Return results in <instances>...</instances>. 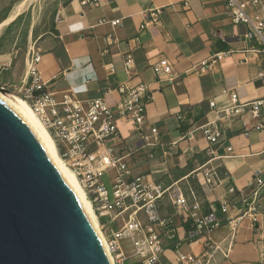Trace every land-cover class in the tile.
Wrapping results in <instances>:
<instances>
[{
	"label": "crops",
	"instance_id": "crops-1",
	"mask_svg": "<svg viewBox=\"0 0 264 264\" xmlns=\"http://www.w3.org/2000/svg\"><path fill=\"white\" fill-rule=\"evenodd\" d=\"M118 18L120 24H110ZM245 30L244 24L232 22L225 0H95L93 5L69 0L57 11L53 29L35 39L25 58L40 53L39 74L57 98L65 92L80 100L101 96L115 107L120 86L148 84L145 129L154 126L159 143L145 147L128 124L119 125L121 143L134 150L132 173L162 186L193 182L200 211L215 212L221 222L188 239L184 212L164 196L158 210L171 219L174 237L161 235L163 250L156 264H179L178 252L201 257L203 264L257 261V235L247 216L239 218L243 203L238 193L250 194L254 177L264 180L261 120L247 108L221 111L232 104L231 93L237 101L264 95V54L253 50L256 44L244 38ZM218 52L221 58L214 59ZM126 53L133 60L129 72L123 64ZM2 57L0 73L13 63ZM202 61L205 66L199 69ZM211 121L217 125L212 143L200 130ZM90 148L103 153L96 143ZM257 198L264 212V188ZM101 221L107 234L119 225L108 227L106 217Z\"/></svg>",
	"mask_w": 264,
	"mask_h": 264
},
{
	"label": "built area",
	"instance_id": "built-area-1",
	"mask_svg": "<svg viewBox=\"0 0 264 264\" xmlns=\"http://www.w3.org/2000/svg\"><path fill=\"white\" fill-rule=\"evenodd\" d=\"M82 4H95V0H80ZM226 8L233 23L246 26L244 38L256 44L253 50L264 54V3L262 0H225ZM121 19L110 21L113 26ZM226 53V52H225ZM222 52L212 54L220 59ZM39 52H32L25 61L24 86L20 96L27 101L35 115L44 124L51 135L59 156L64 160L82 185L93 212L101 225L107 245L116 264H156L163 250L161 235L174 237L172 221L161 216L158 202L164 194L172 200L176 210L184 212L182 217L188 223L187 238L207 234L217 229L221 222L215 212H201L200 203L192 194L188 204L180 186L175 182L169 186L148 182L142 174H133L129 159L134 150L127 149L122 143L119 125L126 123L149 147L159 143L154 126L145 129L146 104L151 100V93L146 83L132 87L120 86L121 99L115 107L107 105L103 97L80 100L70 93H63L60 98L45 88L37 64ZM124 68L129 72L133 66L130 53L123 56ZM204 68L205 61L200 62ZM112 70V68H110ZM154 71L159 68L154 66ZM226 91V90H223ZM232 104L222 113L239 112L247 108L250 114L259 118L258 131L264 133V95L259 98L237 101L236 93L230 94ZM211 106L213 102L210 101ZM203 136L209 142L217 141V125L214 121L200 126ZM192 131L187 135L191 136ZM96 143L103 153L91 149ZM127 149V150H126ZM150 156L151 153L148 152ZM108 175L104 182L102 176ZM209 179V178H208ZM254 189L248 195L239 194L243 207L239 218L247 216L255 229L257 261L264 264V212L258 202V192L264 188V180L254 177ZM229 192L235 193L233 187ZM187 209L185 211L184 209ZM106 217V225L119 223L107 234L101 218ZM117 221V222H116ZM237 223L231 226L235 232ZM125 245L128 249H125ZM179 264H203L201 257L178 252ZM127 261V262H126Z\"/></svg>",
	"mask_w": 264,
	"mask_h": 264
},
{
	"label": "water",
	"instance_id": "water-1",
	"mask_svg": "<svg viewBox=\"0 0 264 264\" xmlns=\"http://www.w3.org/2000/svg\"><path fill=\"white\" fill-rule=\"evenodd\" d=\"M0 264H108L38 125L1 88Z\"/></svg>",
	"mask_w": 264,
	"mask_h": 264
},
{
	"label": "rangeland",
	"instance_id": "rangeland-1",
	"mask_svg": "<svg viewBox=\"0 0 264 264\" xmlns=\"http://www.w3.org/2000/svg\"><path fill=\"white\" fill-rule=\"evenodd\" d=\"M69 0H0V53L13 58L7 70L0 73V84L20 96L25 73V58L35 39L53 29L57 11ZM21 97V96H20ZM104 182L108 175L102 176ZM189 200L191 191L198 194L193 182L178 184ZM165 197L169 198L167 194ZM163 196V197H164ZM192 200V199H191ZM188 204L190 201H188ZM187 211V209H184ZM125 249L128 247L125 245Z\"/></svg>",
	"mask_w": 264,
	"mask_h": 264
},
{
	"label": "bare ground",
	"instance_id": "bare-ground-1",
	"mask_svg": "<svg viewBox=\"0 0 264 264\" xmlns=\"http://www.w3.org/2000/svg\"><path fill=\"white\" fill-rule=\"evenodd\" d=\"M0 88L5 91L6 93H8L9 95H11L13 98H15L28 112L29 114L32 116V118L34 119V121L36 122V124L38 125L49 149L51 150L54 158L56 159V161L58 162V164L60 165L61 169L63 170V172L65 173V175L67 176L83 210L84 213L86 214L91 227L97 237V240L105 254V257L108 261V264H116L113 260L112 254L109 251L108 245H107V241L105 238V235L103 233V230L100 226V223L98 222V219L95 215V213L93 212V209L91 207V203L88 199V197L86 196V193L82 187V185L80 184V182L78 181V179L76 178V176L74 175V173L70 170V168L67 166V164L64 162V160L59 156L57 149L55 147L54 141L51 137V135L49 134L48 130L46 129V127L44 126V124L39 120V118L35 115V113L33 112L32 108L30 107V105L27 103L26 100H24V98L20 97L19 95H17L15 92L11 91L10 89L6 88L5 86H3L2 84H0Z\"/></svg>",
	"mask_w": 264,
	"mask_h": 264
},
{
	"label": "trees",
	"instance_id": "trees-1",
	"mask_svg": "<svg viewBox=\"0 0 264 264\" xmlns=\"http://www.w3.org/2000/svg\"><path fill=\"white\" fill-rule=\"evenodd\" d=\"M186 228H188V225L185 223Z\"/></svg>",
	"mask_w": 264,
	"mask_h": 264
}]
</instances>
